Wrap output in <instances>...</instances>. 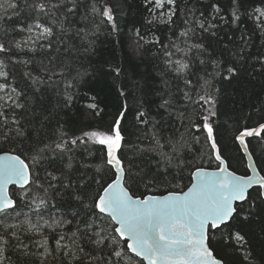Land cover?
<instances>
[{
    "label": "snow or ice",
    "instance_id": "1",
    "mask_svg": "<svg viewBox=\"0 0 264 264\" xmlns=\"http://www.w3.org/2000/svg\"><path fill=\"white\" fill-rule=\"evenodd\" d=\"M249 2L215 0L197 14L186 2L144 0L148 25L173 31L176 17L183 26L167 44L133 26L120 61L95 41L100 25L120 32L119 0H0V264H229L228 248L264 264V153L250 149V138L264 142V100L235 120L222 107L228 95H260L264 51L251 50L254 37L264 40V0L251 10ZM75 17L85 26L74 27ZM149 44L163 89H149L132 63ZM30 65L24 90L14 73ZM49 94L51 109L39 103ZM101 94L112 98L111 122L72 133L60 112L86 97L85 114L99 118ZM229 120L244 175L220 143ZM216 237L224 250L214 254Z\"/></svg>",
    "mask_w": 264,
    "mask_h": 264
},
{
    "label": "trees",
    "instance_id": "2",
    "mask_svg": "<svg viewBox=\"0 0 264 264\" xmlns=\"http://www.w3.org/2000/svg\"><path fill=\"white\" fill-rule=\"evenodd\" d=\"M89 0H84V3H88ZM120 3L124 5L123 11L127 14L118 15L117 21L119 23L120 32L117 35H111V26L110 25H100V28L95 37L96 45L98 50L102 52L105 58H111L113 55L119 59L120 61H124L126 58V54L130 52L132 41L134 39L133 26L140 30V34L145 37V39H151L154 37H159L160 40L167 44L169 40H176L180 27H182L181 19L176 20V25L173 28V31H168L167 26L165 25H148L147 19L149 18V12L147 8L151 5L145 6L144 0H119ZM184 2L188 3L189 6L195 7L197 9V14L199 11H205L207 14L211 9L208 7L211 3L215 2V0H178L181 8L184 6ZM131 5V8H129ZM261 6L260 0H250L249 2V10L253 7ZM84 9H81V14H83ZM74 27L80 28L84 27V22L79 19V17L73 18ZM246 23L249 28H251L252 21L246 20ZM88 27L91 29L94 26L89 24ZM72 34L69 33V36ZM19 38V35H17ZM75 43H79V38H76ZM158 46L154 45H145V48L148 49L146 55L142 60L134 59L132 63L137 65V71L143 75V78L147 81L149 85V89H163L164 85L161 82V77L159 75L160 68L156 66L155 58L153 57V53L156 51ZM252 54L258 55L260 52L264 51V40H262L259 36L254 37V46L252 48ZM39 59V57H37ZM98 59V58H97ZM132 63L128 66L131 70ZM32 66L30 65L27 69L23 68V66H17L15 75V84H18L21 89L27 90L26 88V78L23 77V71L31 70ZM257 80L254 81L256 84L255 92L260 94L259 98L248 97L246 96L244 100H240L238 97L233 95H228L223 98V105L225 112H228L233 116V120L238 118L239 116L244 115L246 112L252 111L251 107L248 105L256 104L258 105L261 100H264V93L261 92V83H264V77H259L258 73L260 71V65L255 64ZM139 78V77H137ZM166 79L169 77H165ZM31 95V92L28 93ZM38 99V98H37ZM159 97L149 92L147 96V101L152 104V114L156 115V107L155 105L159 103ZM56 97L54 94H49L45 97L43 101H39V103L43 104L45 108L51 109L52 106L56 104ZM89 102L87 98H83L79 101V103L74 104L71 110H63L60 112L61 121H68L65 125L70 131L76 135L80 134V131L89 130L92 127H107L108 124L112 120V113L114 109L112 108V98L111 96H105L101 94L98 97L97 102L100 107L104 109V112L101 113L99 118L93 119L90 115L85 114L82 105L84 103ZM130 103L135 106V101H130ZM147 107V104H146ZM235 110V111H234ZM163 113V110H160ZM67 113V114H66ZM165 119L169 124L176 123V117L173 115L170 119L167 117V114L164 113ZM160 117L157 116V119ZM131 120V116H129ZM222 120H226L227 117H222ZM233 120H229L228 124L225 125V129H221V140L220 143L227 145V152L225 153L226 157L230 159L231 169L236 171L239 175L245 174V164L243 162V154L241 153L239 146L232 142V127ZM47 123V122H45ZM255 123V121H252ZM51 127L56 126V121L52 120ZM38 127V125H37ZM135 142V137L132 138ZM250 149H254V155L260 157L262 153H264V142H260L258 138L250 139ZM141 147L144 145L141 144ZM78 159H83V156L80 153H77ZM207 168L216 169L217 165L215 163H205L204 165ZM185 183H187V173L185 174ZM186 190V189H185ZM140 191H143L141 189ZM19 189L12 188L10 191V195L13 193L18 194ZM15 198V197H14ZM55 199L59 200V197H55ZM19 203V201H18ZM23 212H27L28 209L26 207L22 208ZM54 211V210H53ZM70 218V217H69ZM259 219V218H258ZM71 228L72 226H68ZM68 229L66 228L65 231ZM219 237H216L212 240L211 246L213 247L214 254L216 251L223 252V246L219 243ZM256 254H259L260 247L259 244L255 245ZM227 252L230 256L229 264H245L243 258L240 256L239 252H234L232 248H228ZM259 264V261L256 262Z\"/></svg>",
    "mask_w": 264,
    "mask_h": 264
},
{
    "label": "water",
    "instance_id": "3",
    "mask_svg": "<svg viewBox=\"0 0 264 264\" xmlns=\"http://www.w3.org/2000/svg\"><path fill=\"white\" fill-rule=\"evenodd\" d=\"M252 139V138H250ZM242 153V152H241ZM212 170H215V169H212ZM12 188H17L18 189V186H15V185H9V194H10V191Z\"/></svg>",
    "mask_w": 264,
    "mask_h": 264
}]
</instances>
